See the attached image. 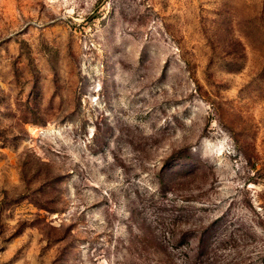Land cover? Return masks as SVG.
Instances as JSON below:
<instances>
[{
    "label": "rangeland",
    "instance_id": "rangeland-1",
    "mask_svg": "<svg viewBox=\"0 0 264 264\" xmlns=\"http://www.w3.org/2000/svg\"><path fill=\"white\" fill-rule=\"evenodd\" d=\"M0 264H264V0H0Z\"/></svg>",
    "mask_w": 264,
    "mask_h": 264
}]
</instances>
